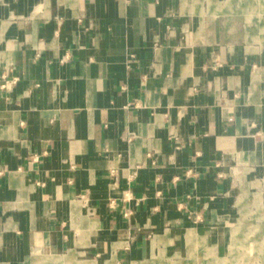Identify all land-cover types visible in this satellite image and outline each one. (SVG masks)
Wrapping results in <instances>:
<instances>
[{
    "label": "crops",
    "instance_id": "obj_1",
    "mask_svg": "<svg viewBox=\"0 0 264 264\" xmlns=\"http://www.w3.org/2000/svg\"><path fill=\"white\" fill-rule=\"evenodd\" d=\"M228 2L0 0V264H264V46L211 14L259 7Z\"/></svg>",
    "mask_w": 264,
    "mask_h": 264
},
{
    "label": "rangeland",
    "instance_id": "obj_2",
    "mask_svg": "<svg viewBox=\"0 0 264 264\" xmlns=\"http://www.w3.org/2000/svg\"><path fill=\"white\" fill-rule=\"evenodd\" d=\"M231 1L232 0H229V2ZM253 1L239 0V3H241V5H247L248 3H254L256 4V7H259V10L253 11L254 19H251V20H249L248 16L245 13H243L242 10L229 11L226 9H222V10L218 9V10L211 11L212 16L219 17V21H221V23H224V21L228 22V25L223 27L224 30H227V32H229V31H232L233 29L235 30L233 32H236V34H241V38L243 37L242 40L233 42V44L240 47L243 51L249 48L250 52H253L254 51L253 48L255 47L264 46V42L246 41L244 38V34L245 35L254 34L253 31L256 30V27L260 28L261 30L264 29V21L262 22V20H264V0H253ZM257 17L258 19L261 20L260 26L259 25L256 26L253 24V21L257 22ZM231 21H232L233 26L229 25ZM255 50L257 51L258 48H255ZM255 203H257L260 208H263L261 194H258L255 196Z\"/></svg>",
    "mask_w": 264,
    "mask_h": 264
},
{
    "label": "built area",
    "instance_id": "obj_3",
    "mask_svg": "<svg viewBox=\"0 0 264 264\" xmlns=\"http://www.w3.org/2000/svg\"><path fill=\"white\" fill-rule=\"evenodd\" d=\"M214 64H215V66L213 67V69H216V68H218V67H220V64L218 63V61L215 59L214 60ZM17 83V79H13V80H11V81H8V82H6L5 83V85L3 86L5 89H7V90H10V89H12L13 88V86L15 85ZM233 119L231 118L230 119V121H232ZM129 199V201L131 200V198L130 197H128ZM132 214V211L130 210V209H128L127 211H126V216H129V215H131Z\"/></svg>",
    "mask_w": 264,
    "mask_h": 264
},
{
    "label": "bare ground",
    "instance_id": "obj_4",
    "mask_svg": "<svg viewBox=\"0 0 264 264\" xmlns=\"http://www.w3.org/2000/svg\"><path fill=\"white\" fill-rule=\"evenodd\" d=\"M241 2V1H240ZM254 2V1H253ZM254 4V3H253ZM243 6V5H242ZM242 9V8H241ZM243 10V9H242ZM251 18V17H250ZM258 18V17H257ZM257 25V24H256ZM257 28V27H256ZM256 34V33H255Z\"/></svg>",
    "mask_w": 264,
    "mask_h": 264
}]
</instances>
